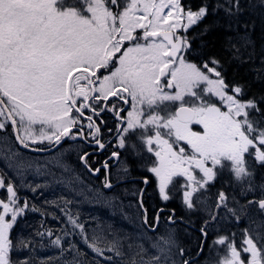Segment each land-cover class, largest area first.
<instances>
[{"label": "snow or ice", "instance_id": "snow-or-ice-1", "mask_svg": "<svg viewBox=\"0 0 264 264\" xmlns=\"http://www.w3.org/2000/svg\"><path fill=\"white\" fill-rule=\"evenodd\" d=\"M257 8L264 11V0H201L195 9L186 0H0V264H32L18 255L31 251L32 242L14 240L10 232L27 211L51 213L27 197L21 201L20 193L42 195L41 189L55 185L63 189L60 196L44 203L59 209L52 218L62 227L55 236L51 229L36 235L54 236L49 243L59 250L58 264H199L177 242L175 209L168 231H157L165 209L149 218L146 187L138 190L143 212L135 234L121 237L111 225L104 232L101 221L86 225L78 210L73 213L81 199L97 203L91 194L99 189L84 184L59 146L82 140L104 150L101 125L108 113L116 122L114 147L150 174L143 184L154 183L164 203L178 189L186 211L206 214L198 257L213 225L264 219V92L249 95L252 84L227 83L215 56L189 59L196 51L194 27L204 25L198 36L234 31L240 43H230L232 58L252 63L253 83L264 86V45L257 53L256 24L241 21ZM26 153L51 159L32 160ZM77 155L89 173H100L89 164L91 153ZM113 159L126 175L131 171L113 151L102 165L104 189L113 187ZM29 176L43 177V183ZM221 176L230 177L223 183L231 191L221 187L210 202ZM114 201L101 206L115 210ZM236 235L216 236L212 247L222 246V252L209 264H264V223L245 227L238 244Z\"/></svg>", "mask_w": 264, "mask_h": 264}, {"label": "flooded vegetation", "instance_id": "flooded-vegetation-1", "mask_svg": "<svg viewBox=\"0 0 264 264\" xmlns=\"http://www.w3.org/2000/svg\"><path fill=\"white\" fill-rule=\"evenodd\" d=\"M193 48L195 49L194 45ZM195 57H198L196 51L192 53L189 59H192V61H194ZM105 119L107 121L106 125H101L103 139L107 145L104 150H100L98 145L85 144L82 140H67L64 144V147H69V145H71V147L78 149L79 153L81 154L84 151L91 153V155H89L88 157L89 164H91L93 168H101L100 173L96 176H93L87 171V169L83 167L79 160L77 163H75L72 159V162L78 166V169L81 172V177L85 178L95 188L100 189L108 195H119L124 199L134 200L137 202V205H139L138 190L146 187V191L143 195V203L144 207L148 210L149 218L151 219L156 213V211H158L160 208L165 209V211L161 214L162 219L160 222V228L157 230L161 234H164L168 231L169 225L167 218L172 214V209H175L176 224L173 226L175 228V236L178 244L184 247L187 253L189 254V256L186 258H190L192 261H198L199 264H209V261L217 258L216 251L219 249L220 246L217 245L215 249H213L212 242L218 234H232V232L234 231L238 236L241 237L242 230L245 227H250V223L248 220L241 221L239 226L235 225V221H232L231 223L226 222L224 226L213 225L209 230L208 239L205 242L204 253L198 257L196 253L199 251L198 244L201 240V234L199 232V229L203 225L204 219L207 218L206 214L202 210H197L194 212L186 211L185 207L181 204L182 194L179 192L178 189L172 191V199H170L167 203L162 202L157 194V190L154 183H150L147 186L143 184L142 178L144 176H150V174L145 171L139 170V168L136 166V161L132 158L130 154L127 153L126 150H120L118 147H114V145L117 143L115 132L116 122L110 113L105 114ZM108 128H112L113 132L109 133L107 130ZM109 139L112 140L111 144L108 143ZM113 151H119L121 153V161L126 158L127 163L132 167L130 173L126 175L122 171V162L118 164L117 161H115L114 159L109 160V163L112 165L110 179L113 184V187L111 189H104L103 181L105 178V171L102 165L103 162L111 156V153ZM26 155L30 157H51L50 155H38L32 153H26ZM259 178L260 177L258 175L257 179L259 180ZM226 179H230V177L221 176V178L217 180L212 186L210 202L214 201L215 195L221 187H224L226 191H231L228 185L223 183V181ZM133 193L137 194L134 195ZM142 212L143 210L140 209V213ZM251 225L254 226V223H251ZM260 225L257 228H259Z\"/></svg>", "mask_w": 264, "mask_h": 264}, {"label": "rangeland", "instance_id": "rangeland-1", "mask_svg": "<svg viewBox=\"0 0 264 264\" xmlns=\"http://www.w3.org/2000/svg\"><path fill=\"white\" fill-rule=\"evenodd\" d=\"M8 143L10 146L12 145V141H9ZM45 145H47V142H45ZM60 151L65 152V159L73 165L74 172L79 175L80 179L84 182V184L93 189H98L91 185L90 182H88L85 178L81 177V172L78 169V166L72 162V159L75 163L78 162L79 159L77 154L79 153V150L73 147H65ZM25 158L32 160H40L41 158H43V160L51 159V157H30L27 155ZM3 168L4 164L0 163V169ZM69 178L71 179V177ZM29 180H34V182L43 183L44 178L39 176H29ZM62 191L63 189L61 186L55 185L51 188L41 189L40 192L43 193L42 195L39 193L33 195L31 191L27 190L21 191L20 193L21 201H23V199L27 197L29 204H34L36 207L39 208H46L48 212L51 213L48 215H41L38 212L27 211L25 216L18 218L17 224L10 232V235L14 240H19L23 238L26 241L32 242L31 251L26 249L18 253V255L22 258L25 256L30 258L32 260V264H58L59 250L56 247L52 246L49 243V240L53 239L55 235H58L59 229L60 227H62L58 219L52 218V214L60 216L61 213L59 212V209L50 207L49 205L45 204L44 201L46 199H58ZM91 195L93 199H96L97 197L99 198L97 203L93 204L91 202L81 199L80 204L72 206L73 213L75 214V212L78 210L82 222H84L86 225H95L96 221L99 220L102 222L100 226L104 230V232H108L109 225H111L121 237L127 234H135L139 230L138 225L140 224L142 218L140 209L138 208L136 201L124 199L119 195H108L100 189L99 192L94 191ZM113 198H115V210L101 206L105 199L113 200ZM121 207L123 208V211L128 214V218H125L123 216L121 212ZM138 216H140V219H137ZM89 217H92L93 219L90 220ZM255 222L254 226L250 224V227L253 229H258L257 227L261 223H264V219L257 216ZM48 229H51L53 231V237L50 238L45 236V238L41 240V238L36 235L38 231L45 232ZM228 235L231 236V234ZM240 238V236L236 235L235 242L239 243ZM77 242L79 243L78 240ZM41 245H43V247H41ZM80 247L83 248L84 245L81 244ZM218 251L222 252V246L219 247L216 253Z\"/></svg>", "mask_w": 264, "mask_h": 264}, {"label": "trees", "instance_id": "trees-1", "mask_svg": "<svg viewBox=\"0 0 264 264\" xmlns=\"http://www.w3.org/2000/svg\"><path fill=\"white\" fill-rule=\"evenodd\" d=\"M186 2L190 3L195 9L199 6L201 0H186ZM252 2L255 4L258 0H252ZM219 15L223 17V12ZM211 19L212 17L204 23H209ZM241 21H246L249 24L255 22L256 28L255 31L252 32V38L256 42V51L259 53L261 46L264 45V11L259 8L255 11H246L241 17ZM203 27L204 25L201 24L190 31V36L194 37L193 45L198 56L194 58V61L196 63H201L202 57L206 58L209 55L215 56L223 65V72L227 83L230 85L237 82L252 84L249 95L256 92H264V86L253 83V73L249 71V69L253 67L252 63L240 64L239 61L232 58V51L228 50L230 48V43H240L239 40L235 39L236 33L234 31H225L223 28H217L207 35L198 36L197 33L201 32ZM242 31L243 28H241V32ZM227 37H233L232 41L229 42ZM256 64L257 66L259 65V60L256 61Z\"/></svg>", "mask_w": 264, "mask_h": 264}, {"label": "water", "instance_id": "water-1", "mask_svg": "<svg viewBox=\"0 0 264 264\" xmlns=\"http://www.w3.org/2000/svg\"><path fill=\"white\" fill-rule=\"evenodd\" d=\"M64 142H65V141H62L61 145H62ZM61 145H60V146H61ZM60 146H59V147H60ZM38 154H39V153H38ZM45 154H47V153H45Z\"/></svg>", "mask_w": 264, "mask_h": 264}]
</instances>
